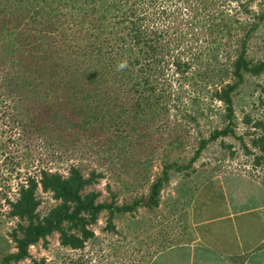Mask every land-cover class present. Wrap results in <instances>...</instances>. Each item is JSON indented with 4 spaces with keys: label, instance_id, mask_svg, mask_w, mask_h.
Segmentation results:
<instances>
[{
    "label": "trees",
    "instance_id": "obj_1",
    "mask_svg": "<svg viewBox=\"0 0 264 264\" xmlns=\"http://www.w3.org/2000/svg\"><path fill=\"white\" fill-rule=\"evenodd\" d=\"M263 29L264 0H0V96L16 103L24 126L78 157L66 172L42 169L15 199L4 197L15 249L0 264H48L33 245L58 234L63 247L81 250L103 212L116 230L117 215L158 208L173 172L236 136V97L247 77L264 75V57L252 55ZM258 100L264 110L263 84ZM217 114L219 125L180 163L190 131ZM243 122L253 129L243 146L258 151L259 164L264 119L245 113ZM86 153L96 167L86 168ZM158 160L161 171L148 175ZM108 173L137 193L131 201L119 202L111 184L110 199H101L96 185ZM40 190L55 200L45 213Z\"/></svg>",
    "mask_w": 264,
    "mask_h": 264
},
{
    "label": "rangeland",
    "instance_id": "obj_2",
    "mask_svg": "<svg viewBox=\"0 0 264 264\" xmlns=\"http://www.w3.org/2000/svg\"><path fill=\"white\" fill-rule=\"evenodd\" d=\"M257 43L264 41V29L257 35ZM254 45L253 56L264 57V46ZM264 85V75L261 77H247L236 97L235 109L238 127L236 136H227L211 142L194 162L192 169L182 172H173L170 184L163 190V203L170 202V194L186 186H195L203 181L229 173H247L264 184V158L261 163L255 160L254 153L248 154L243 142L249 143L252 131L244 122L245 113H251L253 117L264 119V110L261 109L258 96L260 85ZM0 92L2 89L0 88ZM18 109L16 103L0 96V259L5 250H14V244L7 242L9 232L15 224L14 220L7 217L8 204L4 197L15 199L18 196L19 185L29 176L38 177L42 169L59 170L66 172L69 165L78 161V157L72 154L71 150L50 142L48 138L34 130V126H24L17 117ZM219 115L211 116L201 120L200 127L194 128L188 135L186 149L178 151L181 155L180 163H186L195 153L198 138L201 134L208 136L215 125H219ZM181 153V154H180ZM260 155V154H259ZM86 168L96 167L94 157L85 154ZM161 171L160 161L146 167L148 175L157 174ZM119 189V202L131 201L137 193L132 191L126 184L117 183L116 179L108 173L96 185L97 189L103 192L101 199H110L107 185ZM128 186V187H127ZM178 188V189H177ZM42 199L40 210L45 213L54 203L50 193L39 191ZM154 210L139 208L133 214L126 213L117 215L114 219L116 230H110L107 226V212H103L99 222L93 226L97 237L86 244L81 250H73L63 247L58 239V234L48 238L46 242L31 247V252L37 259L45 258L48 264H96L99 259L108 256H121L124 254L123 234L125 226L129 225L131 218L136 221L149 215L154 217ZM138 219V220H136ZM18 264H31V259H26Z\"/></svg>",
    "mask_w": 264,
    "mask_h": 264
},
{
    "label": "crops",
    "instance_id": "obj_3",
    "mask_svg": "<svg viewBox=\"0 0 264 264\" xmlns=\"http://www.w3.org/2000/svg\"><path fill=\"white\" fill-rule=\"evenodd\" d=\"M170 199L137 227L131 218L122 232L124 254L96 264H264V184L258 179L218 175Z\"/></svg>",
    "mask_w": 264,
    "mask_h": 264
}]
</instances>
